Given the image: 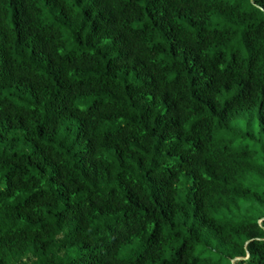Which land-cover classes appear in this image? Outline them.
I'll list each match as a JSON object with an SVG mask.
<instances>
[{
  "label": "trees",
  "instance_id": "1",
  "mask_svg": "<svg viewBox=\"0 0 264 264\" xmlns=\"http://www.w3.org/2000/svg\"><path fill=\"white\" fill-rule=\"evenodd\" d=\"M0 264H264V0H0Z\"/></svg>",
  "mask_w": 264,
  "mask_h": 264
},
{
  "label": "water",
  "instance_id": "2",
  "mask_svg": "<svg viewBox=\"0 0 264 264\" xmlns=\"http://www.w3.org/2000/svg\"><path fill=\"white\" fill-rule=\"evenodd\" d=\"M236 259H239V258H236Z\"/></svg>",
  "mask_w": 264,
  "mask_h": 264
},
{
  "label": "rangeland",
  "instance_id": "3",
  "mask_svg": "<svg viewBox=\"0 0 264 264\" xmlns=\"http://www.w3.org/2000/svg\"><path fill=\"white\" fill-rule=\"evenodd\" d=\"M123 253V252H122Z\"/></svg>",
  "mask_w": 264,
  "mask_h": 264
}]
</instances>
